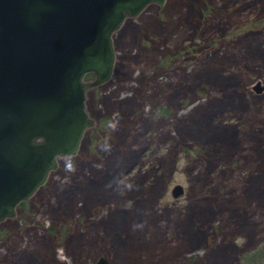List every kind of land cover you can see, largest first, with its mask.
I'll return each mask as SVG.
<instances>
[{"label":"rangeland","instance_id":"1","mask_svg":"<svg viewBox=\"0 0 264 264\" xmlns=\"http://www.w3.org/2000/svg\"><path fill=\"white\" fill-rule=\"evenodd\" d=\"M113 45L77 153L0 222V264H264V0L149 3Z\"/></svg>","mask_w":264,"mask_h":264},{"label":"water","instance_id":"2","mask_svg":"<svg viewBox=\"0 0 264 264\" xmlns=\"http://www.w3.org/2000/svg\"><path fill=\"white\" fill-rule=\"evenodd\" d=\"M166 0H0V222L75 155L94 120L87 88L110 78L113 33ZM94 74L91 82L85 76ZM253 89L261 91L257 80ZM171 193H183L180 183ZM91 264H110L100 256Z\"/></svg>","mask_w":264,"mask_h":264},{"label":"trees","instance_id":"3","mask_svg":"<svg viewBox=\"0 0 264 264\" xmlns=\"http://www.w3.org/2000/svg\"><path fill=\"white\" fill-rule=\"evenodd\" d=\"M189 79H191V77H189ZM185 84V83H184ZM186 85V84H185ZM200 86H202V84L200 85ZM206 88V87H205ZM145 90L146 89H144L143 90V92H145ZM141 95V102H138L137 100H135V99H130V98H128V103H129V105H128V109L129 110H127V108H126V110H123V112L125 113V116L126 117H128V116H130V114L132 113V114H134L133 116H136V115H138V114H140V112L142 111V109L144 108L143 106H144V98L145 97H143L144 96V94H140ZM157 107V109H155V111H153L152 113H153V117L154 116H156V114H158V113H160L159 115L161 116V114L162 113H166V109H165V107H163V106H156ZM165 110V111H164ZM107 115V117H109L111 114L110 113H107L106 114ZM103 118H105V117H103ZM129 122H131V121H129ZM107 123V122H106ZM127 125V126H126ZM126 125H124V128L127 130L126 132H125V136L124 137H126V138H128L129 137V131L128 130H131L130 129V126L131 125H128V124H126ZM106 130H108L107 132H110L111 130H109V128H108V126L106 125ZM106 132V134H107V136H110L108 133ZM121 136H123V134L122 135H120V137ZM117 145H119V146H125L126 144L125 143H122L121 144V141H117ZM166 257H168V255H166Z\"/></svg>","mask_w":264,"mask_h":264}]
</instances>
